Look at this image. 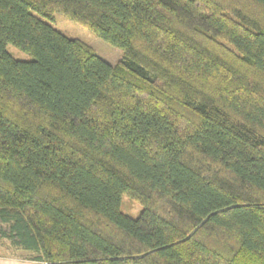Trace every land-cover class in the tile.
<instances>
[{"label":"trees","instance_id":"16d2710c","mask_svg":"<svg viewBox=\"0 0 264 264\" xmlns=\"http://www.w3.org/2000/svg\"><path fill=\"white\" fill-rule=\"evenodd\" d=\"M0 222L46 264H264V0H0Z\"/></svg>","mask_w":264,"mask_h":264},{"label":"rangeland","instance_id":"374dc122","mask_svg":"<svg viewBox=\"0 0 264 264\" xmlns=\"http://www.w3.org/2000/svg\"><path fill=\"white\" fill-rule=\"evenodd\" d=\"M43 18L64 34L86 42L99 56L109 63H115L122 57V50L119 47L105 41L94 31L72 21L60 12L54 11L51 13L50 18ZM6 50L17 59L31 58L28 53L10 43L6 44ZM120 209L123 213L129 215L130 217H137L142 209V205L129 196L123 194L120 200ZM6 227L7 226L5 224L0 222V254H10L19 257H34L36 255L35 252L19 248L8 238L2 236L1 231Z\"/></svg>","mask_w":264,"mask_h":264},{"label":"crops","instance_id":"0c3cea01","mask_svg":"<svg viewBox=\"0 0 264 264\" xmlns=\"http://www.w3.org/2000/svg\"><path fill=\"white\" fill-rule=\"evenodd\" d=\"M0 264H46L43 261L30 257H19L15 255L0 254Z\"/></svg>","mask_w":264,"mask_h":264}]
</instances>
